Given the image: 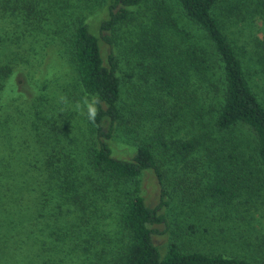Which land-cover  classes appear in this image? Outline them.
<instances>
[{
    "label": "trees",
    "instance_id": "1",
    "mask_svg": "<svg viewBox=\"0 0 264 264\" xmlns=\"http://www.w3.org/2000/svg\"><path fill=\"white\" fill-rule=\"evenodd\" d=\"M20 1L15 14L26 29L42 31L45 45L59 44L57 55L71 77L69 87L54 94L36 84L31 104L25 110L15 106L25 116L31 160L14 177L7 169L13 156L5 148L9 125L18 122L13 115L8 118L10 102L16 99L9 97L16 87L15 69L32 61L11 57L13 50L3 54L2 44L8 39L0 37V202L2 189L11 193L9 203L22 198V174L31 172L42 187L35 206L45 209L35 220L53 236L60 253L73 254L77 264H264L243 255L188 250L200 231L195 220L186 223L190 235L181 224L171 230L163 255L152 239L177 224L176 218L161 211L170 206L165 200L170 183L179 187L191 173L212 172L205 202L213 209L231 205L236 196L233 186L223 184L226 174L241 172L246 178L264 170V102L252 82L256 65L264 61V0H153L156 9L140 16L131 8L147 0H113L109 17L99 23L100 31L113 34L131 21L138 35L127 38V45L120 48L124 56L110 52L106 58L82 17H66L62 0ZM52 19L55 26L48 28ZM258 21L262 40L253 32ZM244 32L262 53L254 48L244 54L240 45ZM102 37L112 43L111 37ZM148 73L154 74L151 88L140 85L147 82ZM79 96L98 99L95 123L88 120L87 108H76ZM194 117L203 120L202 126ZM241 126L251 130L252 140L233 137ZM116 137L135 146L131 159L112 155L108 141ZM146 169L154 171L160 188L154 207L147 206L141 195L140 176ZM190 200L188 204L197 209L201 198ZM251 238L238 235L233 240L246 247L254 242L264 253V235L254 233Z\"/></svg>",
    "mask_w": 264,
    "mask_h": 264
},
{
    "label": "rangeland",
    "instance_id": "2",
    "mask_svg": "<svg viewBox=\"0 0 264 264\" xmlns=\"http://www.w3.org/2000/svg\"><path fill=\"white\" fill-rule=\"evenodd\" d=\"M62 1L65 2L64 12L66 17H82L83 21L89 26L90 31L97 36L104 58L110 52L118 54L120 57L124 56L120 48L127 45V38H135L138 35V27L135 26V22L132 24L131 21L127 25H119L113 34L112 31H100L99 23L109 17L110 6L113 0H105L103 4L89 0ZM20 2V0H18V3L15 0H0V37L8 39V43L2 44L5 47L2 53L12 54L11 51L13 50L15 51L13 52L14 56L11 57H26L32 61L29 65H20L15 69L12 80L16 87H14V92H10L9 97L16 99L10 102V107L7 110L8 118L13 115L19 124L10 123L9 128L11 132L5 148L7 150L8 147L9 153L13 156V160L10 159L12 167H7V169L13 170L14 177H17L14 172L26 169L28 167L27 163L31 160L26 148L27 139L29 138L28 132L24 129L25 116L23 115V110L15 106L17 104L21 105L25 110L31 104L32 88L36 84L39 86L46 85V91L49 94H54L57 89L61 90L63 87H69L71 77V72L67 68L68 66L61 64L62 56L60 58L57 55V50L60 47L59 44L50 41L45 45L44 41H42L44 39L42 31L36 30L34 26H31L30 30L26 29V23L20 18L19 13L15 14L20 9ZM154 9L156 8L154 7L153 0H147V2L145 1L140 6L131 8L134 16L151 15ZM54 18L59 19L58 16ZM60 19L65 18L63 16ZM53 20L47 25L48 28L55 26ZM141 23L144 25L148 24L145 19H142ZM260 23L261 21H258L257 26L253 28V32L262 40V28L258 29ZM191 31H193V28ZM195 32L200 35L199 31L195 30ZM104 34L111 37L112 43H108L103 39L102 36ZM242 37L244 38L240 45H244L241 49L245 55L252 53V51L254 52V48L260 50L258 53L263 52L262 47L256 46L252 39H250L249 32H244ZM173 38L175 39V37ZM137 65L135 66L136 68ZM255 68L256 72L254 71L255 75L252 81L254 90L258 99L264 102V61L257 64ZM137 76L138 74H135L134 77ZM146 76L147 82L142 80L140 85L146 88L153 87L154 74L148 73ZM86 100L91 102L93 99L87 96H79L78 101L81 103H75L76 108L78 107V110H85L86 106L84 102ZM194 119L197 121L196 117ZM197 122L202 126L203 120H201V123L200 121ZM186 132L187 129L184 128L183 133L185 134ZM233 137L240 140H252L253 133L249 128L241 126L234 130ZM28 143H30L29 140ZM32 143L35 144L34 141ZM108 145L112 150V155L116 158L129 160L135 153V146L123 141L121 137L110 139ZM16 161L18 163H15ZM211 173L209 172L205 175L203 173H191L190 179L187 178L184 181H179V187L176 184H169V196H165V200L169 202L170 206H163L161 211L169 219L174 220L176 218L175 222L177 224H171L167 232L153 234L152 239L154 243L163 255L168 241L172 238L171 230H176L178 228L177 225L181 224L183 232L190 235L187 232L186 223L195 220L200 231L194 235L190 245L187 247L188 250L198 249L202 252L221 253L227 256L231 254L243 255L264 263V253L261 252L263 250L262 247L255 246L254 242H250L247 245L248 247H246L241 245L243 242L235 244L236 242L233 240L238 235H246L248 239L254 233L264 235V170L259 175L246 178L241 175V172L238 176L232 175V173L226 174V181L223 184L228 185L230 188L233 186L232 192L236 196L233 198L234 201L231 205H217L213 209L206 206L205 202L206 199L210 198L209 191L212 185L209 184L213 180L210 179ZM21 180L24 182V189L21 192L22 198H17L19 199L18 201L14 200L12 203H9L13 200V197H11V193L9 195L8 191L2 189L3 202H0V264H77L79 261L73 259V254H67L66 251L62 252V254L60 253L54 243L53 236L48 235V232L42 230L39 227V223H37L39 220H35L38 212H42V214L45 212V209H42L41 205L38 208L35 206L34 201L39 198L42 189L41 185L38 186L36 184V177L31 172H27L25 176L22 174ZM194 182L195 185L199 184L196 188L191 187ZM32 187H34L33 192H31ZM140 189L147 206L154 207L159 203L160 188L152 169H146L142 172L140 176ZM222 196L223 198L228 197L226 195ZM192 197L201 198L197 209L188 204ZM196 217L201 219L197 220ZM39 218L43 219L42 216ZM155 227L161 231L165 229L163 225H156ZM204 229H207V231L202 232ZM60 257H62V260H59ZM75 261L76 263H74ZM79 264L83 263L80 262Z\"/></svg>",
    "mask_w": 264,
    "mask_h": 264
},
{
    "label": "clouds",
    "instance_id": "3",
    "mask_svg": "<svg viewBox=\"0 0 264 264\" xmlns=\"http://www.w3.org/2000/svg\"><path fill=\"white\" fill-rule=\"evenodd\" d=\"M85 106L87 108V117L88 120L92 123H95L96 117L98 115L99 109H98V99H93L91 102L85 101Z\"/></svg>",
    "mask_w": 264,
    "mask_h": 264
}]
</instances>
